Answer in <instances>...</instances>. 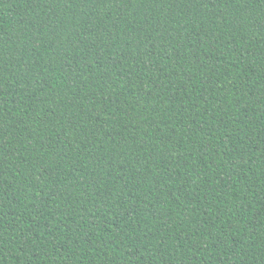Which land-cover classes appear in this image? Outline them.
<instances>
[{"label":"trees","instance_id":"1","mask_svg":"<svg viewBox=\"0 0 264 264\" xmlns=\"http://www.w3.org/2000/svg\"><path fill=\"white\" fill-rule=\"evenodd\" d=\"M0 264H264V0H0Z\"/></svg>","mask_w":264,"mask_h":264}]
</instances>
